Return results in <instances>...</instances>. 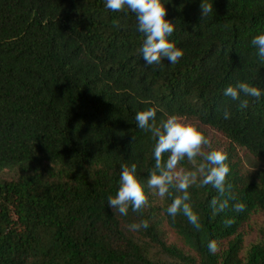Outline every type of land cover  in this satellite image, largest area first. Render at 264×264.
<instances>
[{
	"label": "trees",
	"instance_id": "trees-1",
	"mask_svg": "<svg viewBox=\"0 0 264 264\" xmlns=\"http://www.w3.org/2000/svg\"><path fill=\"white\" fill-rule=\"evenodd\" d=\"M162 2L175 24L169 40L184 55L149 66L127 9L113 12L106 0H0V264H264V244L244 249L243 230L264 210V170L243 175L238 166L239 148L264 160V95H224L238 82L264 91V59L251 45L264 34V0H204L213 11L203 17L202 0ZM150 107L157 124L179 115L204 133L205 151L228 154L224 195L199 178L188 189L199 230L182 213L167 214L182 193L173 187L161 199L147 187L156 139L135 116ZM201 163L185 158L178 169ZM123 164H136L149 198L127 216L108 206ZM213 198L228 207L215 212ZM236 203L245 210L235 212ZM144 219L146 230H129Z\"/></svg>",
	"mask_w": 264,
	"mask_h": 264
},
{
	"label": "clouds",
	"instance_id": "clouds-1",
	"mask_svg": "<svg viewBox=\"0 0 264 264\" xmlns=\"http://www.w3.org/2000/svg\"><path fill=\"white\" fill-rule=\"evenodd\" d=\"M105 6L113 12H124L127 9L135 14L137 31L143 33L145 37L138 52L146 65L159 66L164 60L175 64L183 57V50L169 40L175 31V24L166 19L167 9L162 0H106ZM200 9L202 17L207 16L213 11V4L202 0ZM251 45L257 48V55L264 59V34L253 37ZM241 93L257 101L264 95V91L259 87L247 82H238L224 90V95L234 101L241 100ZM247 104L248 100L241 101L242 107ZM157 111V107H150L136 113L135 116L137 127L151 132L156 139L155 167L149 174L147 187L161 199L171 195L170 189L173 187L178 193H182L172 200L167 208V214L174 219L182 213L188 218L189 223L199 230L201 228L199 216L188 202L190 200L188 189L196 184L199 178L201 186L211 185L221 196L224 195L226 178L230 172V167L226 163L228 154L221 150L205 151L209 140L204 133L198 126L187 122L179 115H169L157 124ZM224 118L229 119L230 113L225 111ZM165 153L169 154L166 162L164 161ZM198 156L202 157L205 163H201L195 171L178 169V165L185 158L189 162H194ZM136 172V164L121 165L117 194L108 198V206L114 213L118 212L120 215L127 216L130 208L135 213L149 205L145 186L137 178ZM230 187L231 185H228V188ZM211 207L217 213L222 212L228 207V200L213 198ZM245 208L244 203H236L233 206V210L237 213L243 212ZM225 223L231 224L232 221L226 220ZM148 227L150 222L147 219L128 225L130 231L146 230ZM217 247V242L214 240L208 244L210 252H215Z\"/></svg>",
	"mask_w": 264,
	"mask_h": 264
},
{
	"label": "rangeland",
	"instance_id": "rangeland-1",
	"mask_svg": "<svg viewBox=\"0 0 264 264\" xmlns=\"http://www.w3.org/2000/svg\"><path fill=\"white\" fill-rule=\"evenodd\" d=\"M188 122V121H187ZM238 166L243 175H253L264 170V160L253 157L243 148L238 149ZM244 249L249 248L254 243L264 244V210H255L248 218L244 226ZM172 239V237H171ZM155 255L159 254L157 249H152ZM164 259L169 258L160 254Z\"/></svg>",
	"mask_w": 264,
	"mask_h": 264
}]
</instances>
